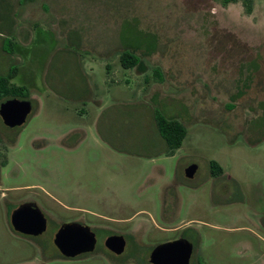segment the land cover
Returning <instances> with one entry per match:
<instances>
[{"label":"rangeland","instance_id":"obj_1","mask_svg":"<svg viewBox=\"0 0 264 264\" xmlns=\"http://www.w3.org/2000/svg\"><path fill=\"white\" fill-rule=\"evenodd\" d=\"M12 66L34 110L0 116V264H82L12 229L26 199L133 234L127 264L183 234L194 264H264L240 252L264 249V0H0V75ZM156 109L187 129L174 154Z\"/></svg>","mask_w":264,"mask_h":264},{"label":"water","instance_id":"obj_2","mask_svg":"<svg viewBox=\"0 0 264 264\" xmlns=\"http://www.w3.org/2000/svg\"><path fill=\"white\" fill-rule=\"evenodd\" d=\"M33 110L34 104L31 98L13 96L0 102V116L9 128L25 125ZM197 168V164L188 166L185 169L186 176L193 178ZM27 208H29L28 205H22L14 214L13 222L19 231L37 235L46 227L45 217L40 208L31 207L34 218H30L25 212ZM31 223L37 228L36 230L29 228ZM55 241L63 254L75 257L81 253L93 251L96 238L89 225L66 222L58 231ZM107 243H117L119 248L122 249L125 245V239L123 236L114 235L107 239ZM192 252L193 244L186 238H178L157 245L152 250L150 259L153 264H190Z\"/></svg>","mask_w":264,"mask_h":264},{"label":"flooded vegetation","instance_id":"obj_3","mask_svg":"<svg viewBox=\"0 0 264 264\" xmlns=\"http://www.w3.org/2000/svg\"><path fill=\"white\" fill-rule=\"evenodd\" d=\"M22 205H25V206L28 205L29 208H27L25 212H26V215H29L30 218L31 217L34 218V212L32 211L31 207H38L42 211V213L45 217V220H46V227L39 234L35 235L32 233H23L16 228V226L13 222V217H14V214L17 212V210ZM45 210L46 209H44L42 206H40L35 201V199L34 200L33 199H26V200L20 201L19 204H17L16 207L14 208V211L11 215L10 225L16 233L25 235L26 237H28L32 240H36V242L38 243V245L41 248V256H43V257L46 256L47 259H49V258L53 259L56 257H58V258H71V259H75V260L81 262L82 264H127L130 260L129 259L130 258V253H129L130 251H128L129 247L132 248V250H134L135 247H137L136 239H134V241H131V239H130L133 234L131 235L129 233H124V232L123 233L122 232H119V233L118 232H111V233L109 232V234L104 237V235L101 236V234L99 233V230L102 229L101 226H98L95 228V227H93V225H91L87 222H83L80 219H76V218H68L65 220H60L62 218L59 217L58 220H56L53 215L60 216V215H58L59 212L57 210L52 209V207H49L48 212H46ZM66 222H77V223H80L83 225H89L90 226L91 231L94 232L95 238H96L95 248L93 251L81 253L75 257H70V256H66L65 254H63V252L61 251L60 247L57 245L55 240H56V235H57L58 231L61 229L62 225ZM29 228L34 229V230L37 229L33 223H31V225H29ZM50 231H52L51 234H50ZM114 235L124 237L125 245L122 249L119 248L117 243H116L117 245L115 243H107V239L110 236H114ZM183 235H181L180 237H177L175 239L186 238V236L185 235L183 236ZM186 239H188V238H186ZM172 240H174V239H172ZM243 251L244 252L248 251V252L254 254L256 260L257 259L260 260L264 256V249H262L261 253L259 252V254H256L253 246H250L249 249L244 248L243 250H240V252H243ZM150 255H151V253H150ZM193 255H195V246L194 245H193V252H192L190 264H194ZM144 263L145 264H153L151 262L150 257H149L148 261H144Z\"/></svg>","mask_w":264,"mask_h":264},{"label":"trees","instance_id":"obj_4","mask_svg":"<svg viewBox=\"0 0 264 264\" xmlns=\"http://www.w3.org/2000/svg\"><path fill=\"white\" fill-rule=\"evenodd\" d=\"M224 3H229L237 0H220ZM243 4L248 12H252L254 7V0H243ZM12 40L4 41L5 48L12 51ZM122 65L136 66L140 57L135 52L126 49L123 50L120 55ZM17 72V66H12L7 74L0 75V102L8 97L21 96L30 98L29 87L25 84H17L12 81L14 75ZM157 72H159L157 70ZM160 73V72H159ZM154 119L157 127L158 134L162 139V143L166 146L167 154H174L178 150L187 135V129L185 125L176 118H170L164 115L160 110L156 109L154 111ZM102 136L105 135V132L101 131ZM104 138L109 141V143L115 148H119V144L112 140L108 135H105ZM161 142V141H160ZM158 145V144H156ZM210 171L213 176H220L223 173V167L216 160L210 161Z\"/></svg>","mask_w":264,"mask_h":264}]
</instances>
